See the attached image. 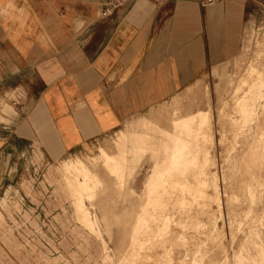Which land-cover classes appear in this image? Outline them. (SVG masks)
<instances>
[{
  "label": "rangeland",
  "instance_id": "obj_1",
  "mask_svg": "<svg viewBox=\"0 0 264 264\" xmlns=\"http://www.w3.org/2000/svg\"><path fill=\"white\" fill-rule=\"evenodd\" d=\"M244 29L229 60L125 121L78 155L84 161L76 154L48 161L35 145L8 141L0 150V264H264V0H249ZM25 100L16 90L0 94V124ZM177 117L187 142L173 146L149 193L159 139L130 150L93 195L86 161L101 166L103 150L132 148L145 132L162 137ZM146 200L134 229L115 244ZM100 208L110 216L109 232ZM81 210L93 223L89 216L90 225L83 222Z\"/></svg>",
  "mask_w": 264,
  "mask_h": 264
},
{
  "label": "crops",
  "instance_id": "obj_2",
  "mask_svg": "<svg viewBox=\"0 0 264 264\" xmlns=\"http://www.w3.org/2000/svg\"><path fill=\"white\" fill-rule=\"evenodd\" d=\"M107 1L0 0V94L11 89L26 95L17 111L3 117L0 150L14 140L35 145L48 161L67 154L83 160L80 156L125 121L201 82L212 67L229 60L240 48L249 2L124 0L104 14ZM170 122L173 129L161 128L162 137L145 132L135 136L132 148L103 150L101 166L85 160L95 179L93 195L99 183L119 173L130 150L149 148L159 139L162 153L152 156L149 193L170 165L173 146L187 142L179 117ZM147 200L130 213L115 244L134 229ZM99 210L109 232L110 216ZM79 216L89 224L88 212Z\"/></svg>",
  "mask_w": 264,
  "mask_h": 264
},
{
  "label": "built area",
  "instance_id": "obj_3",
  "mask_svg": "<svg viewBox=\"0 0 264 264\" xmlns=\"http://www.w3.org/2000/svg\"><path fill=\"white\" fill-rule=\"evenodd\" d=\"M124 0H108L106 3V7L103 10L104 14H108L112 9L117 8ZM156 2H161L164 0H155ZM201 4H209L213 2H218L220 0H198Z\"/></svg>",
  "mask_w": 264,
  "mask_h": 264
}]
</instances>
